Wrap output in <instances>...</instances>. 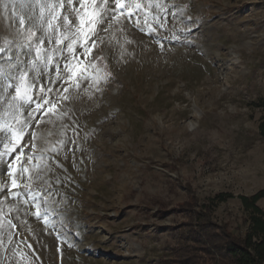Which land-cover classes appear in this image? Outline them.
Masks as SVG:
<instances>
[{
	"label": "rangeland",
	"instance_id": "rangeland-1",
	"mask_svg": "<svg viewBox=\"0 0 264 264\" xmlns=\"http://www.w3.org/2000/svg\"><path fill=\"white\" fill-rule=\"evenodd\" d=\"M140 3L162 7L97 25L85 41L98 48L89 79L78 73L63 87L79 88L64 94L57 71L66 78L64 64L80 66L87 53L74 45L75 57L54 54L38 75L28 29L45 40L42 55L54 44L36 0H0V125L24 133L7 152L11 132L0 131V264H175L191 215L180 203L195 195V210L210 204L213 221L236 229L249 212L240 197L264 189V0ZM24 72L34 99L17 112L8 102ZM45 95L58 101L56 115L33 113ZM22 168L47 222L36 201L30 216L5 191ZM257 204L264 209V198Z\"/></svg>",
	"mask_w": 264,
	"mask_h": 264
},
{
	"label": "snow or ice",
	"instance_id": "snow-or-ice-1",
	"mask_svg": "<svg viewBox=\"0 0 264 264\" xmlns=\"http://www.w3.org/2000/svg\"><path fill=\"white\" fill-rule=\"evenodd\" d=\"M86 2L87 0H76V4L74 5L73 0H36V5L39 8V16L37 18L39 21V27L44 30V32L48 35L49 41L54 44L50 54L46 56L42 55V53L48 51L43 48L45 40L37 37L36 32L32 28L28 29L26 39L30 42L33 39L37 41L35 45V58L31 61V65L32 69L35 70L38 75L40 74L41 66L43 68H48L53 62L54 54H62L63 51L66 50L68 53L72 54L73 57H75L76 51L74 45L82 49V54L89 53L91 48L95 46L96 41L92 40L91 46H86L85 41L96 35L95 28L97 25L107 23V28H110L112 21L116 20L118 16H124L125 19L132 20L133 10L144 11L153 6L156 8L162 7L159 3H156L155 5L152 3L142 4L140 3V0H114V8L108 7L109 0H99V3H97V0H90V2L87 3V7H85ZM116 9H120L121 11L116 13ZM125 13H127V16H125ZM70 16L75 17V20L70 19ZM135 22L139 24V18H137ZM18 23L21 28L25 26V19L23 16L19 17ZM107 28L102 30L107 31ZM61 29H63V31H61ZM152 30L155 31V29ZM3 51L4 49L0 48V52ZM90 66L91 62H89V67ZM57 69H59V65H57ZM64 69L68 74L66 78L61 77L60 72L57 71V79L62 82L60 85L61 87H63L68 80H72L74 76H77L78 73V78L89 79L86 69H80L79 64L74 67H69V64L65 63ZM19 80L20 83L17 84L14 89L15 94L11 96V99L8 102V108L15 109L17 112L19 111L21 103H33L34 98L31 92L35 87L34 84L29 83L27 72L22 73ZM8 87H12V85L9 84ZM69 88L78 89L79 83L74 82L72 84H68L67 87H63V92L68 93ZM40 91L50 93L52 89L51 87L45 89V87L41 85ZM59 95L60 94L58 93V96ZM63 99L68 100L70 97L68 95H64ZM57 102V100L50 101L46 95L42 96L41 101L36 102L33 113L43 110V115H47L49 112L56 115L57 113L53 112V110L55 109ZM33 118H35V116H33ZM41 119H43V116H41ZM25 126L27 127V125ZM0 131L11 132V137L8 139V142L4 145V147L7 152L15 151L16 148L19 147L20 141L23 139L24 133L22 129L12 128L10 125L4 124L0 125ZM16 159L19 160L20 156L17 155ZM29 159H32V157H29ZM28 171V168H22L21 178L27 180V183L24 184V188L30 192L33 201H36V211L34 215H36L38 219L43 218L47 222V209L42 211L40 202L37 201V197L41 196L42 193L31 191V175L26 178L23 177V173H27ZM11 186L14 189L20 186L17 184L16 178L12 179ZM13 194L18 195V193ZM25 203H28V201L26 200Z\"/></svg>",
	"mask_w": 264,
	"mask_h": 264
},
{
	"label": "trees",
	"instance_id": "trees-1",
	"mask_svg": "<svg viewBox=\"0 0 264 264\" xmlns=\"http://www.w3.org/2000/svg\"><path fill=\"white\" fill-rule=\"evenodd\" d=\"M260 132L264 137V117ZM227 196L232 195H219L223 199ZM195 198L193 195L191 200L178 205L191 215L183 227L180 243L173 250L175 264H264V209L257 204L264 198V189L252 196L240 197L249 212L244 226L236 229L213 221L210 204L195 210Z\"/></svg>",
	"mask_w": 264,
	"mask_h": 264
},
{
	"label": "water",
	"instance_id": "water-1",
	"mask_svg": "<svg viewBox=\"0 0 264 264\" xmlns=\"http://www.w3.org/2000/svg\"><path fill=\"white\" fill-rule=\"evenodd\" d=\"M97 50H98V48L92 47L91 51L89 53H87L84 58L81 59L80 69H84L89 64V62L92 61L93 56ZM64 94H66V93H64ZM24 176H25V173H23V177ZM11 181L9 182L8 186L5 188V191L9 194L11 199L17 200L18 203L20 204V206L25 208L27 215L31 216L33 214V211H34L33 206L30 204L32 196L30 195L29 191L22 190L21 182H23L24 180L22 178H21V180H17V184L20 186L18 188H15V189L12 188ZM24 182L27 183L26 181H24ZM13 193H18V195H14ZM26 200L28 201V203H25ZM6 220H7V223H9V222L13 223L11 216H7Z\"/></svg>",
	"mask_w": 264,
	"mask_h": 264
},
{
	"label": "bare ground",
	"instance_id": "bare-ground-1",
	"mask_svg": "<svg viewBox=\"0 0 264 264\" xmlns=\"http://www.w3.org/2000/svg\"><path fill=\"white\" fill-rule=\"evenodd\" d=\"M226 68H227V67H221L220 70H219L220 73L223 74V73H224V69H226Z\"/></svg>",
	"mask_w": 264,
	"mask_h": 264
}]
</instances>
